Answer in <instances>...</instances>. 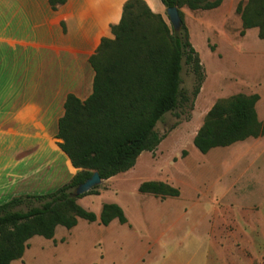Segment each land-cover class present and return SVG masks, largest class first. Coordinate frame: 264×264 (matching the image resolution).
<instances>
[{
	"label": "rangeland",
	"instance_id": "rangeland-1",
	"mask_svg": "<svg viewBox=\"0 0 264 264\" xmlns=\"http://www.w3.org/2000/svg\"><path fill=\"white\" fill-rule=\"evenodd\" d=\"M144 1L170 28L161 1ZM221 2L213 10L181 9L205 78L192 105L158 123L163 140L155 153L144 152L133 169L103 181L99 195L79 199L98 216L96 222L59 227L50 240L35 237L11 264H264V136L205 155L193 144L210 109L233 96H258L255 108L264 124V40L257 28L241 35L237 8L248 0ZM182 68V87L192 98L195 78L184 61ZM147 181L169 184L180 195L141 194ZM61 186L43 182L28 192L46 194ZM107 203L119 205L128 223L101 225Z\"/></svg>",
	"mask_w": 264,
	"mask_h": 264
},
{
	"label": "trees",
	"instance_id": "trees-1",
	"mask_svg": "<svg viewBox=\"0 0 264 264\" xmlns=\"http://www.w3.org/2000/svg\"><path fill=\"white\" fill-rule=\"evenodd\" d=\"M167 8L177 7L181 18L178 31L168 27L144 0H127L114 39H103L90 64L95 71L93 92L82 101L69 95L65 114L59 120V148L77 170L73 178L46 194H26L0 205V264L23 258L35 237L50 240L59 227L73 229L79 220L96 222L98 216L78 201L97 196L98 187L76 196L79 185L98 172L103 181L133 169L144 152L155 153L163 137L156 130L168 113L191 103L198 96L205 75L199 54L190 41L183 7L192 11L213 10L221 0H160ZM67 0H49L53 9ZM241 15L242 31L257 28L264 40V0H248ZM194 75L192 98L182 87V62ZM258 96H233L217 102L207 113L193 144L203 155L249 138L264 136V124L256 111ZM141 194L176 198L177 188L157 181L140 185ZM128 219L117 204L102 206L99 222L109 226Z\"/></svg>",
	"mask_w": 264,
	"mask_h": 264
},
{
	"label": "crops",
	"instance_id": "crops-1",
	"mask_svg": "<svg viewBox=\"0 0 264 264\" xmlns=\"http://www.w3.org/2000/svg\"><path fill=\"white\" fill-rule=\"evenodd\" d=\"M125 1L53 9L49 0H0V201L77 173L58 146V123L69 95L91 96L90 58L113 39Z\"/></svg>",
	"mask_w": 264,
	"mask_h": 264
},
{
	"label": "water",
	"instance_id": "water-1",
	"mask_svg": "<svg viewBox=\"0 0 264 264\" xmlns=\"http://www.w3.org/2000/svg\"><path fill=\"white\" fill-rule=\"evenodd\" d=\"M166 15L169 20L171 27L178 31L181 24V18L179 15V11L177 7H171L166 9ZM103 180L101 179L98 172H94L93 176L85 181L83 184L79 185L78 188L75 190L76 196L84 195L90 192L92 189L101 185Z\"/></svg>",
	"mask_w": 264,
	"mask_h": 264
}]
</instances>
